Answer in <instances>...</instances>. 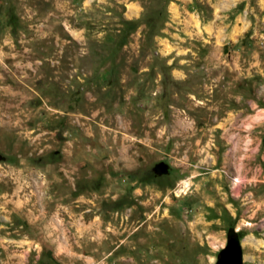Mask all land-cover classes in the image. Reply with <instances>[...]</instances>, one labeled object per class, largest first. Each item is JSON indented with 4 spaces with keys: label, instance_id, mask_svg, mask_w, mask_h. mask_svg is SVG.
Here are the masks:
<instances>
[{
    "label": "rangeland",
    "instance_id": "1",
    "mask_svg": "<svg viewBox=\"0 0 264 264\" xmlns=\"http://www.w3.org/2000/svg\"><path fill=\"white\" fill-rule=\"evenodd\" d=\"M229 229L264 264V0H0V264H213Z\"/></svg>",
    "mask_w": 264,
    "mask_h": 264
},
{
    "label": "water",
    "instance_id": "2",
    "mask_svg": "<svg viewBox=\"0 0 264 264\" xmlns=\"http://www.w3.org/2000/svg\"><path fill=\"white\" fill-rule=\"evenodd\" d=\"M213 264H243L242 246L233 229L227 231L226 243Z\"/></svg>",
    "mask_w": 264,
    "mask_h": 264
},
{
    "label": "bare ground",
    "instance_id": "3",
    "mask_svg": "<svg viewBox=\"0 0 264 264\" xmlns=\"http://www.w3.org/2000/svg\"><path fill=\"white\" fill-rule=\"evenodd\" d=\"M188 186V184L186 182L183 183V190H185V188Z\"/></svg>",
    "mask_w": 264,
    "mask_h": 264
}]
</instances>
